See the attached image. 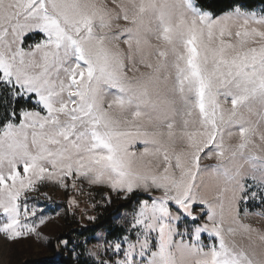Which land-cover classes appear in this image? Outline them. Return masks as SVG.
Segmentation results:
<instances>
[{"label":"snow or ice","instance_id":"1","mask_svg":"<svg viewBox=\"0 0 264 264\" xmlns=\"http://www.w3.org/2000/svg\"><path fill=\"white\" fill-rule=\"evenodd\" d=\"M50 185L129 201L80 264H264V7L0 0V235Z\"/></svg>","mask_w":264,"mask_h":264},{"label":"rangeland","instance_id":"2","mask_svg":"<svg viewBox=\"0 0 264 264\" xmlns=\"http://www.w3.org/2000/svg\"><path fill=\"white\" fill-rule=\"evenodd\" d=\"M260 7L262 6H258L257 9ZM215 163V160L203 161L205 165ZM45 192L50 199L44 197L43 193ZM30 195L36 198L51 217L48 223L41 228L44 238H28L12 242L0 235V264H62L61 253L69 248L67 238L77 239V231L82 228L93 230L91 228L93 227L96 229L102 224L99 222H102L101 217L105 211H108L109 215L116 212L112 219L115 224L118 218L130 211L129 201L124 200L118 193L112 192L108 188L98 186L84 185L82 192H76L50 185L41 188L39 192L30 193ZM71 198H75L79 202V207L70 204ZM108 198H110V202ZM117 206H122L123 209L120 210ZM248 211L249 213H259L264 211V206L250 202ZM89 217L95 219H89ZM246 222L253 227L264 228V216L250 214ZM101 232L104 231H99L97 234ZM92 238L90 239L92 242L86 245L87 248H92L96 243ZM237 239L242 243H247L240 237ZM62 241H67V245L65 246Z\"/></svg>","mask_w":264,"mask_h":264},{"label":"trees","instance_id":"3","mask_svg":"<svg viewBox=\"0 0 264 264\" xmlns=\"http://www.w3.org/2000/svg\"><path fill=\"white\" fill-rule=\"evenodd\" d=\"M231 0H202V3L206 6L210 5L211 8L215 11H219L225 8ZM246 3L257 8L258 6L264 7V0H246ZM99 194V192H98ZM111 207H113L111 205ZM118 209H123L122 206H117ZM122 207V208H121ZM108 211L103 212L102 214V223L96 229L91 227V229H84L77 231L78 238H67L69 244L67 245L69 248L65 249L64 253H61L60 261L62 264H80V253L84 251L83 248L78 247V245L84 244L85 241H89L92 237H94L99 231H106L108 229H114L117 227L115 222L112 220L113 216H115L116 212L108 214ZM71 241V242H70Z\"/></svg>","mask_w":264,"mask_h":264}]
</instances>
